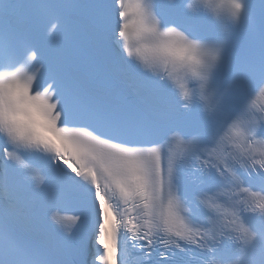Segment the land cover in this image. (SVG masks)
<instances>
[{
  "label": "bare ground",
  "instance_id": "1",
  "mask_svg": "<svg viewBox=\"0 0 264 264\" xmlns=\"http://www.w3.org/2000/svg\"><path fill=\"white\" fill-rule=\"evenodd\" d=\"M115 14H116V11H115V8L112 10V26H111V34H115V33H117L118 32V24H117V22H116V18H115ZM82 42L84 43V41L82 40ZM120 47V46H119ZM121 49V48H120ZM122 50V49H121ZM106 56V55H105ZM64 62V61H63ZM102 70H103V72H104V74H105V76H107V74H106V71L102 68ZM153 109H154V105H153V107H152ZM155 110H159V108H156L155 107ZM59 174H60V176L63 178V179H65V174L63 173V172H59ZM8 177L6 178V179H3L2 180V178L0 179V181H1V184H0V188L1 189H3V188H5V187H9V183L7 184V186H5V187H3V184L5 183V182H7L8 181ZM70 184L75 188V185L72 183V182H70ZM22 194V193H21ZM24 195V194H23ZM24 198V200L26 201L27 200V198L26 197H23ZM18 201V200H17ZM22 209L23 208H21V211H22ZM91 212H92V214H93V216L95 215L94 214V210H93V208H91ZM0 214L2 215V216H4V212H2V211H0ZM28 221H30V220H28ZM49 225V224H48ZM92 226H96V223L95 222H93L92 223ZM48 228H49V230H50V232L54 235V233H55V229L52 227V226H48ZM31 238V240L32 241H34V242H37V243H40V244H42V245H45V246H48V247H54V246H57V245H55V244H57V243H47V242H45L44 241V239H42V238H38V239H36V238H34V237H30ZM61 240H62V238H61Z\"/></svg>",
  "mask_w": 264,
  "mask_h": 264
}]
</instances>
